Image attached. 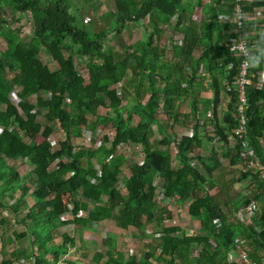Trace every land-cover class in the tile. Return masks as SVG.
<instances>
[{"label": "trees", "instance_id": "16d2710c", "mask_svg": "<svg viewBox=\"0 0 264 264\" xmlns=\"http://www.w3.org/2000/svg\"><path fill=\"white\" fill-rule=\"evenodd\" d=\"M88 1L0 0V43L5 46L0 47V188L3 194L20 192L12 194L11 204L0 195V208L9 207L11 217L25 226L15 235L29 240L33 264H239L226 256L239 237L252 262L264 264V228L259 227H264V174L236 167L246 147L264 164V78L256 69L247 70L244 86L246 146L239 139L230 146L240 95L241 60L229 51L238 36L235 0H114L109 23L101 28L84 16L92 9ZM242 6L247 19L241 35L250 46L264 30V0H244ZM258 10L263 17L256 19ZM29 12L35 21L27 41L15 23ZM134 26H140L143 37L115 47L122 31ZM173 32L182 35L176 58L167 41ZM45 51L56 68L44 61ZM201 87L211 96L203 97ZM132 115L138 117L136 124ZM180 123L192 130L181 141L173 130ZM109 124L113 140L97 144L95 132ZM55 127L63 137L56 138L59 148L54 150L50 136ZM86 132L93 135L88 144L82 140ZM121 144L140 145L143 154L142 163H132L123 179L125 194L119 189L127 163L117 153ZM208 145L212 166L203 164L206 175L197 164L204 155L193 151ZM20 159L28 160L29 174L19 173ZM247 176L254 178L252 187L238 197L233 184ZM215 184L219 191L212 195ZM66 194L70 203L63 199ZM176 196L181 204L190 201L189 215L201 221L199 233L165 223L172 213L162 201ZM252 200L260 206L254 223L230 222ZM67 211L73 217L62 219ZM95 222L131 230L135 241L139 235L150 240L141 241L132 255L129 248H118L117 234L110 232L101 248L76 252L82 263L65 257L70 250L55 242L57 228L77 224L88 229ZM194 247H201L198 255ZM0 264L15 260L4 257Z\"/></svg>", "mask_w": 264, "mask_h": 264}, {"label": "crops", "instance_id": "0c3cea01", "mask_svg": "<svg viewBox=\"0 0 264 264\" xmlns=\"http://www.w3.org/2000/svg\"><path fill=\"white\" fill-rule=\"evenodd\" d=\"M259 11V10H258ZM246 13V12H245ZM263 15V14H262ZM257 16V15H256ZM263 17V16H262ZM261 17V18H262ZM234 18V17H233ZM245 19H247V15H246V18ZM244 38V37H243ZM246 40V39H245ZM247 41V40H246ZM201 95L203 96V97H205V98H208V97H210L211 96V93L210 92H208V91H206V90H204L203 91V87H201ZM185 107H186V105H185ZM183 110H185V108L183 109ZM125 116H126V113H125ZM159 118L160 119H164V120H166V116H159ZM155 129L157 130V128L155 127ZM208 129H209V127H208ZM210 129H212L211 127H210ZM173 130H175L176 131V133H177V131L178 130H181V131H183V130H188V129H186V128H184L183 127V125H182V123H180V124H178V125H176L175 126V129H173ZM192 131V130H191ZM100 132H102V133H100ZM53 134V133H52ZM95 134L97 135V139H96V143L97 144H101V143H103L104 142V140L106 141V139H107V141H106V143L108 144V143H110L112 140H113V138H114V135H115V130H113V132L112 133H106V134H103V131H102V129H97V131L95 132ZM101 134H103V136H102V138H101V142L100 143H98L97 142V140H98V138H99V136L101 135ZM155 134H158V132L156 131L155 132ZM62 135V134H61ZM61 135H59L60 137H61ZM90 135H91V133H90ZM173 135H174V133H173ZM52 136V135H51ZM51 136H50V139H51ZM175 136H176V134H175ZM62 137H63V135H62ZM85 137H86V135H85ZM91 138H92V136H91ZM53 142H55V141H57L56 140V137L55 138H53V139H51ZM57 143V142H56ZM53 145H54V143H53ZM131 146L132 147V145L133 144H121V145H119L118 146V148H117V153L118 154H122V155H124L125 157H126V161H127V163H125V166L123 167V173L121 174V176H122V180L120 181V183H119V189H120V192L122 193V194H125L126 192H127V190H126V188H125V184H124V178L125 177H128L129 176V173L128 174H126L127 172V170L129 171V166L132 164V163H128V160H129V158L131 157L130 156V154H129V152L127 151V146ZM232 144H230V146H231ZM135 146H137V147H140V149H141V146L140 145H135ZM233 146V145H232ZM231 146V148H233ZM59 148V144H58V147L57 148H55V149H58ZM54 149V150H55ZM199 150H198V152H196V149L193 151V154L194 155H199V156H202L203 157V155H204V158H202V161H203V164L205 163V165H207V166H210V165H212V161L210 160V158H209V155H207L210 151H211V149H212V146L211 145H208L207 146V148L205 149V150H203V149H201V148H198ZM207 149H209L208 151H206ZM172 152L175 154V148L174 147H172ZM141 154H142V149H141ZM205 160L208 162V163H206L205 162ZM142 161H143V154H142V160L140 161V162H133V163H142ZM202 161H199V162H197V164H198V166L201 168V166H203V165H201L202 164ZM20 162H23V163H26V164H28L29 166H30V164L28 163V160H24V159H20L19 161H18V163H20ZM243 162V161H242ZM241 162V163H242ZM56 163H58V161L56 160L55 161V164H53V166L55 167V165H56ZM240 164V163H239ZM18 165V164H17ZM210 168V167H209ZM31 169V168H30ZM29 169V171H27L25 174H23V175H27V174H29L30 173V170ZM239 170V169H238ZM203 171V170H202ZM217 172H219L218 170H216L215 172H214V174L213 175H215L214 177H218L219 176V174H217ZM22 175V174H21ZM209 175V174H208ZM232 176L229 174L228 176H227V179H230ZM249 177L247 176L246 178H243L242 180H246V179H248ZM253 181H254V179H253ZM1 184V183H0ZM233 187L235 188V189H237V187H236V185H235V183L233 184ZM250 187H252V186H247V187H245L243 190H241L242 192H240V191H238L237 193V195H238V197H240V195H244V194H246L247 193V191H249V190H246L247 188H250ZM212 190H215L214 191V193H212L211 191ZM244 190H245V192H244ZM19 191V190H18ZM18 191H13V190H10V191H6V192H4V194H3V192H2V188H0V193L2 192V194H0L1 195V197L2 198H4L3 200L5 201V202H7V203H9V204H11V203H13V199H12V194H14L15 195V197H17L16 196V193L18 192ZM218 191H219V186H218V184H215V186L213 187V188H211L210 189V191H209V193L210 194H212V195H215V194H217L218 193ZM8 196H10V199H9V197ZM19 196V195H18ZM178 196H176L174 199H176V200H178ZM63 199H64V201L66 202V203H70L71 201H70V195L69 194H66V195H64V197H63ZM102 200L103 201H106V200H108V195H103L102 196ZM32 201L33 200H29V202H30V204H33L32 203ZM189 204H190V201H187V202H184V203H180V205L179 206H176L173 210H170V212L172 213V216H171V218H170V220H166L165 221V223L166 224H169L168 222H172V224H177V220L178 219H176L175 217L179 214L178 212H179V210L180 209H183V210H185L187 213H188V215H189V212H188V209H189ZM161 204L159 203V206H160ZM260 207V206H259ZM9 209V211H10V213H12V211L10 210V208L9 207H4V208H0L1 210L0 211H2V213H4V211H5V209ZM244 208V207H243ZM242 208V206H241V208L239 209V210H237L232 216H230V222H232V223H238V222H240V223H242V224H244L245 226H250V225H252L253 223H254V219H255V217H256V215H257V212H258V210H256L255 211V213H254V215H253V217L249 220V222L248 223H246L245 221L243 222V221H241V219H240V216H239V214L241 213V210L243 209ZM259 209V208H258ZM27 210H28V208L27 207H25V210L23 211V213L25 214V213H27ZM177 211V212H176ZM186 213V214H187ZM69 214V216H66V215H68ZM82 214H83V216H84V213L82 212ZM9 215V214H8ZM190 216V215H189ZM2 217H4V216H2ZM68 217V218H67ZM73 217V212H71V211H67V212H65V213H63V215H62V219H71ZM190 218L191 219H194L195 221H198L199 223H200V225H199V227H200V231L202 230V226H201V221H200V219H195V218H192L191 216H190ZM17 220V219H16ZM9 221V220H8ZM7 221V222H8ZM18 221V220H17ZM219 220H218V218H215V222H218ZM0 222H1V220H0ZM6 222V223H7ZM18 223H20L19 221H18ZM2 225H4V223H0V226H1V229L3 228V227H5V226H2ZM23 225V224H22ZM113 226V227H115L116 228V230H110L108 227L109 226ZM180 227H182V229H184L185 230V228H184V226L182 225V224H178ZM23 228L21 229V230H17V229H14V230H12L11 231V236H7V237H5V239H3L4 238V236H2L1 238H0V260H2L4 257H8V258H13L14 260H15V264H33V262L31 261V258H30V254H31V245H30V242H29V240H27V238H22V239H19V238H17L16 237V235H15V233H22L26 228H25V226L23 225L22 226ZM61 227H63V232H60V235H59V237H56L55 238V242L57 243V244H59V245H66L67 247H69V253H70V255H66L65 257H67V258H71L72 260H74V259H76V261L77 262H81L79 259H80V257L78 256L77 257V254H76V252H79V251H81L82 249L81 248H86L87 250H88V248H101V246H102V241H103V239H104V237H106V235H107V233H110V232H113V233H116L117 234V240H116V244H117V246H118V248L119 249H122V244H124V243H126L127 241H128V239H125V238H123L122 240H120V238H122V236H120V235H122L123 234V236H126V235H128V237H130L129 236V233H131L130 231L131 230H126V229H123V228H120V227H117L115 224H113V223H107V222H95L94 223V225H92L90 228H88V229H84V228H82L80 225H77V224H67V225H64V226H59L58 228H57V230L58 231H60V228ZM260 227V229H263L264 227H262V226H259ZM149 229H150V226L148 227ZM70 231H72V233H70ZM123 231V232H122ZM146 231V230H145ZM185 231H187V230H185ZM200 231H195V232H197V233H199ZM151 232H152V227H151ZM151 232H147V234H150ZM188 232V231H187ZM193 231H191V232H188V233H192ZM121 233V234H120ZM63 234H66L67 236H68V238H64V236H63ZM97 234H100L101 235V237L102 238H98V237H96V235ZM93 236V237H92ZM10 239H9V238ZM95 237V238H94ZM132 237V236H131ZM130 237V238H131ZM57 238H59V239H57ZM144 238H150V236H148V235H145V236H142V235H139L136 239L138 240V239H141V241H143L144 240ZM65 239V240H64ZM132 239V238H131ZM94 241V243L93 242H91V241ZM235 240H237V239H235ZM74 242V244L72 245V243ZM215 244V243H214ZM84 245V247H81V246H83ZM94 246V247H91V246ZM215 245H217V243L215 244ZM129 248L128 246H126L125 244L123 245V248ZM201 248V247H200ZM200 251V250H199ZM194 253V252H193ZM199 253V252H198ZM198 253L196 254V255H198ZM242 253H245L246 254V256H247V262L246 261H244L243 259H242V256H241V254ZM10 256H12V257H10ZM226 256H227V259L229 260V261H233V262H238L239 264H255L254 262H252V260L250 259V257H249V255H248V253H247V251L245 250V248L243 247V240L239 237L238 238V241L237 242H235L234 243V246L231 248V250L230 251H228L227 252V254H226ZM86 261H87V259H86ZM82 263V262H81ZM59 264H64V262H59Z\"/></svg>", "mask_w": 264, "mask_h": 264}, {"label": "rangeland", "instance_id": "374dc122", "mask_svg": "<svg viewBox=\"0 0 264 264\" xmlns=\"http://www.w3.org/2000/svg\"><path fill=\"white\" fill-rule=\"evenodd\" d=\"M76 1L79 5H86L85 0H76ZM88 3H89V7H88V5H87V7L92 8V9L85 10L84 16L90 21L92 26L94 28H101L103 25H107L109 23V20H110L109 13L114 9V0H89ZM200 11H201L200 7L195 9L194 13H195L196 17L200 14ZM261 12H262L261 10L257 11V13H256L257 16L254 15L253 17L256 19L261 18L263 16ZM34 17L35 16L33 15V13L29 12V13L25 14L24 18L20 21V23H15V26L20 27L22 39H24V40L28 41L31 38L33 26H34V21H35ZM78 24L81 25V22H79ZM168 36H171L170 39L167 38V41L169 43V46H171V48L173 50V52H172L173 57L176 58L175 55L180 54V50H181V42L180 41H181L182 35L178 32H173V34L168 33ZM142 37H143V32H142V29L140 28V26H134V27H132V29L127 28V29L123 30L122 33L116 38V40L114 42L115 47L117 46V43H119L120 41H125L127 44H132V43L136 42L139 38H142ZM0 45H1L0 47H2V49L5 48L4 42L1 41ZM76 57L79 58L78 56H76ZM43 59L51 68L54 69L57 67V63L51 59L50 55L46 51L43 52ZM77 65H78V68L80 69V71L82 72V74L84 75V77H88V72L83 67V64L81 63L80 60H78ZM8 75H9V77H12L13 73H9ZM13 99L15 101H17V97L15 95L13 96ZM33 99H34V97H31L32 101H33ZM145 100L146 99H144V101ZM181 109H184V106H182ZM105 113H106V108L101 107L99 110V114L104 115ZM137 121H138V117L136 115H132L131 116V123L136 124ZM98 129H102L104 134H106L108 132L112 133L114 130V128L110 124L109 125H100L98 127ZM100 133H102V132H100ZM59 135H61V132L59 131V129L57 127H55V130L51 136V139H53L55 137L58 138V137H60ZM85 135H86V137H84L82 140L88 144L91 142V136H93V135H90V132H86ZM188 135L189 134L185 133L184 138H187ZM94 136H95V140H96L97 135L94 134ZM61 137H62V135H61ZM36 138L38 140L41 139V137L39 135H36ZM56 142L57 141L54 142L53 149L58 147V142L57 143ZM126 149L131 156L128 160L129 164L133 163V162H140L142 160V154H141L140 147H137L133 144L132 147L128 145ZM198 150L199 149L197 148L196 152H198ZM208 150L209 149H207L206 151H208ZM205 162L208 163L206 160H205ZM201 165H203V161H202ZM207 165H205L206 168H207ZM210 166H212V165H210ZM29 169H30V166L28 164L23 163V162L18 163V171L20 174H22V175L25 174L27 171H29ZM201 170H203L204 173L206 175H208V172L205 170V168L203 166H201ZM126 172H127L126 174L129 173L128 170ZM2 182L3 181H0V183H2ZM252 182H253V178H251V177H249L246 180L241 179L239 181H236L235 185H236L237 189H235V191L242 192L241 190H243L245 187L249 186ZM214 191L215 190H212L211 192L214 193ZM244 192H245V190H244ZM19 194H20V192H17L16 196H18ZM8 197L10 199V196H8ZM33 202L34 201H32V203ZM178 213L179 214L175 217L176 219H178L176 221L177 224H182L184 226L185 230H187L188 232L200 231V227H199L200 223L198 221H195L194 219H191L185 210L180 209ZM2 216H4L7 219L9 218L8 219L9 221L7 223H4V225H2V226H5L2 229L0 226V238L5 235L3 238V239H5V237L11 236L12 230H14V229L21 230L23 228L22 227L23 225L21 223H18L13 217H11L12 213H10L9 209L6 208L4 213H2V211H0V219L2 218ZM168 223L172 224V222H168ZM113 226L111 225L108 228L110 230H116V228ZM60 232H63V227L60 228V231H58V230L56 231V233H55L56 237H59ZM70 233H72V231H70ZM120 236H122V238H120V240H122L123 238L128 239V241L124 244L126 246H128L129 249H130V247H135L137 250L136 253L139 252V249H140L139 246H140L141 239H138L137 241H135L133 238L131 239L130 237H128V235L123 236V234H122ZM96 237H98L99 239L102 238L100 234H97ZM57 239H59V238H57ZM124 244L121 245L122 248H123ZM199 250H200V247H194L193 248L194 254H197L199 252ZM90 253H91V251H90Z\"/></svg>", "mask_w": 264, "mask_h": 264}, {"label": "built area", "instance_id": "2783aa9c", "mask_svg": "<svg viewBox=\"0 0 264 264\" xmlns=\"http://www.w3.org/2000/svg\"><path fill=\"white\" fill-rule=\"evenodd\" d=\"M244 0H235V4H234V11L236 16L233 18L234 22H237V19L240 18V22L242 24H244L245 18H246V13L243 10V6H242V2ZM242 29L237 28V33L238 36L232 40H238L242 35H241ZM241 39L245 42H247L243 36L241 37ZM231 42V44H232ZM248 70V69H247ZM247 70L242 69V66L240 65V74H239V78H238V82H239V105H238V126L236 128H234L233 132H232V136H231V140H230V144H232V147H235L236 145V140H242L243 141V146H246L245 143V135H246V119H245V115H244V109L246 106V102H247V98H246V94H245V90H244V86L245 84L248 82V79L246 78V74H247ZM261 80H263V78H261ZM212 132V129H210ZM109 133V132H108ZM189 134L188 136H190L192 134V131L190 130H178L176 133V137L179 141H181L184 138V134ZM104 134V133H103ZM103 134H101L97 140L98 143L101 142V138L103 136ZM110 134V133H109ZM58 161V160H57ZM239 170L245 172L246 170H251L254 173H262L264 174V164H261V162L259 161V158L257 157L256 153L254 152V150L249 149L248 147H246V149L244 150V155H243V162L238 164L236 166ZM253 178L252 176H248ZM254 179V178H253ZM180 202L176 199H165L162 201V206L166 207L168 210H173L176 206H179ZM259 208V201L257 200H252L249 204H247L246 206H244V208L241 210V213L239 214L241 221H245L246 223L249 222V220L253 217L254 213L256 210H258ZM66 216H69L66 215ZM68 218V217H67ZM146 232H151V229L147 228ZM150 239L149 238H144V242H148ZM136 248L135 247H130V254L134 255L136 254ZM242 259L244 261L247 262V256L245 253L241 254Z\"/></svg>", "mask_w": 264, "mask_h": 264}, {"label": "clouds", "instance_id": "9594fccd", "mask_svg": "<svg viewBox=\"0 0 264 264\" xmlns=\"http://www.w3.org/2000/svg\"><path fill=\"white\" fill-rule=\"evenodd\" d=\"M243 27L244 25L240 22V18H238L235 28L243 29ZM241 37L232 42L229 51L235 57L240 58L242 69H256L258 70V75L264 78V30L260 31L257 40L252 42L250 46Z\"/></svg>", "mask_w": 264, "mask_h": 264}]
</instances>
